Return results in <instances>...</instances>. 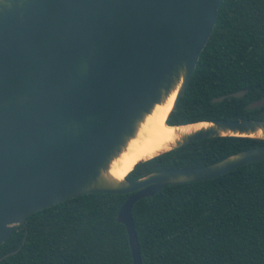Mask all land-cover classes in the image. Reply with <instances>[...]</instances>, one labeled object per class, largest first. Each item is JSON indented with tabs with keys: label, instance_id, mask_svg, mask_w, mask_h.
Segmentation results:
<instances>
[{
	"label": "water",
	"instance_id": "obj_1",
	"mask_svg": "<svg viewBox=\"0 0 264 264\" xmlns=\"http://www.w3.org/2000/svg\"><path fill=\"white\" fill-rule=\"evenodd\" d=\"M221 2L0 0V244L37 210L86 193H128L117 220L132 264H142L132 217L138 199L264 160L262 143L136 179L109 172L154 106L176 91L172 110L184 93ZM263 103L264 96L247 108ZM204 122L176 131L179 137L155 155L208 137L264 140V120Z\"/></svg>",
	"mask_w": 264,
	"mask_h": 264
},
{
	"label": "trees",
	"instance_id": "obj_2",
	"mask_svg": "<svg viewBox=\"0 0 264 264\" xmlns=\"http://www.w3.org/2000/svg\"><path fill=\"white\" fill-rule=\"evenodd\" d=\"M242 90V96L231 95ZM263 96L264 0H222L166 122L264 120V103L247 108ZM262 143L249 136L198 139L136 164L126 178L202 166ZM127 196L86 193L33 212L0 244V264H132L126 228L117 220ZM132 217L142 264H264V160L166 185L138 199Z\"/></svg>",
	"mask_w": 264,
	"mask_h": 264
},
{
	"label": "bare ground",
	"instance_id": "obj_3",
	"mask_svg": "<svg viewBox=\"0 0 264 264\" xmlns=\"http://www.w3.org/2000/svg\"><path fill=\"white\" fill-rule=\"evenodd\" d=\"M176 91L161 103L154 106L153 110L145 117L138 132L127 147L116 157L110 165L109 172L112 176L121 179L140 160L152 157L160 151L168 149L170 143L179 137L176 131H190L207 125L206 122H196L181 126H170L166 123L171 110Z\"/></svg>",
	"mask_w": 264,
	"mask_h": 264
}]
</instances>
